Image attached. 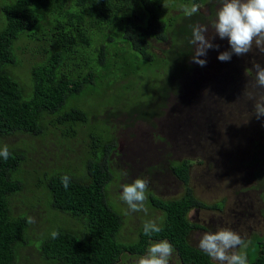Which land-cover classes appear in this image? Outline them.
I'll list each match as a JSON object with an SVG mask.
<instances>
[{
    "label": "trees",
    "instance_id": "obj_1",
    "mask_svg": "<svg viewBox=\"0 0 264 264\" xmlns=\"http://www.w3.org/2000/svg\"><path fill=\"white\" fill-rule=\"evenodd\" d=\"M192 4L200 11L187 17L182 8ZM215 5L0 0V148L10 152L7 161L0 158V264H131L162 239L173 245L177 264H218L188 239L201 226L187 217L191 208H223L196 196L192 160L169 166L184 184L182 195L164 199L149 187L147 214L130 212L119 198L128 180L118 165L121 126L108 121L124 110L156 126L170 97L187 90L182 75L194 71L192 26L204 19L201 9L214 12ZM162 42L171 45L165 55L157 51ZM13 135L21 140L3 143ZM33 145L49 151V162L30 156ZM135 218L141 224L127 232ZM153 219L162 231L145 236L143 223ZM250 242L256 252L244 249L249 264H264V236Z\"/></svg>",
    "mask_w": 264,
    "mask_h": 264
},
{
    "label": "rangeland",
    "instance_id": "obj_2",
    "mask_svg": "<svg viewBox=\"0 0 264 264\" xmlns=\"http://www.w3.org/2000/svg\"><path fill=\"white\" fill-rule=\"evenodd\" d=\"M214 1V12L210 7L201 9L204 19L198 23L208 26V37L214 35L211 24L220 7V0ZM213 43L220 47L208 50L205 66L192 62V55L189 56L194 71L182 75L188 89L170 97V105L157 119L156 126L138 120L124 110L116 120L110 117L108 121L121 126L118 165L128 174L127 183L138 177L147 178L150 189L160 197H179L184 192V184L169 166L175 160L191 159V186L196 196L209 205L217 202L223 205L222 209H193L191 218L199 219L208 231L235 230L244 240V245L236 251L245 253V249L248 255H253L256 249L255 243L249 242L251 235L256 231L264 232L259 220L260 209L264 207V177L261 175L264 173V116L257 119L255 101L249 99L248 93L255 100L264 96V88L255 87L254 67L256 63L264 65V54L254 45L244 56L233 54L230 61H220L217 57L229 49L228 41L216 36ZM158 47L160 53L162 50L166 53L170 44ZM21 51H25L24 48ZM246 69L253 74L246 75ZM133 97V93L127 95L129 103ZM181 105L180 109H175ZM19 137L14 136L8 142L16 143L21 140ZM50 145L54 148L53 142ZM30 149V156L36 162H49V151L39 145ZM43 151L49 154L45 155ZM141 222L135 218L133 225L129 223L127 232L130 228L137 230ZM204 232L193 231L190 242L198 246ZM172 258L170 264H177ZM137 259L132 258L131 264Z\"/></svg>",
    "mask_w": 264,
    "mask_h": 264
},
{
    "label": "clouds",
    "instance_id": "obj_3",
    "mask_svg": "<svg viewBox=\"0 0 264 264\" xmlns=\"http://www.w3.org/2000/svg\"><path fill=\"white\" fill-rule=\"evenodd\" d=\"M164 6L168 7L164 2ZM185 16L191 17L200 11L196 4L185 5L182 8ZM211 27L214 35L208 37V26L195 24L192 26V37L190 43L194 45L195 51L191 56V61L201 67L207 64V53L209 49H219V44H214L216 36L220 39H227L229 49L222 51L218 55L220 61H230L233 54L244 56L250 53L255 45L261 54H264V0H220V7L216 12V18ZM157 43V51L160 44ZM155 44V43H154ZM170 44V43H168ZM171 47V45H170ZM163 51V50H162ZM165 55L164 53H161ZM203 57V58H202ZM255 67V87L264 88V65L256 63ZM246 70V75H248ZM188 89V87H185ZM249 99L254 102V114L257 119L264 116V96L255 100L251 93ZM18 136V135H13ZM10 136L4 140L7 143ZM10 152L7 145L0 148V158L4 161L9 159ZM61 182L67 190L70 177L64 175ZM120 200L127 205L130 212H144L147 214L146 200L148 199L149 181L147 178H136L131 183L121 185ZM223 202V201H222ZM225 203V202H224ZM29 224H34L35 219L31 216L27 218ZM162 231L156 220H145L143 223V234L153 236ZM59 232L52 231L51 237L58 238ZM244 245V240L238 232L230 228H218L216 231H206L199 237L198 247L208 257L218 262V264H249L245 253L236 251ZM174 253L173 245L162 239L151 242L146 254L140 256L134 264H170Z\"/></svg>",
    "mask_w": 264,
    "mask_h": 264
},
{
    "label": "flooded vegetation",
    "instance_id": "obj_4",
    "mask_svg": "<svg viewBox=\"0 0 264 264\" xmlns=\"http://www.w3.org/2000/svg\"><path fill=\"white\" fill-rule=\"evenodd\" d=\"M185 87V86H184ZM170 162V161H169ZM171 163V162H170ZM264 199V198H263ZM197 208L198 207H193V208H191L190 209V211L187 213V217L192 221V223H194V224H200L201 226L200 227H198V228H194L191 232H190V234H189V236H188V239H190V235L192 234V232L193 231H195V230H197V229H200V230H204V231H208L206 228L207 227H204V226H202V224L200 223V220L199 219H192L191 218V212H192V210L194 209H196L197 210ZM260 218H259V220H260V222H262V224H263V227H264V207L262 208V209H260ZM255 235H257V236H264V232L263 233H260L259 231H256V232H254V234L253 235H251V239H250V241H252V239H253V237L255 236ZM249 241V242H250ZM258 253V252H257ZM259 254V253H258ZM257 254V255H258ZM247 255V254H246ZM247 257H248V261H250L252 258H251V256H248L247 255ZM173 260V258H171V261ZM176 263H178L177 262V260H176Z\"/></svg>",
    "mask_w": 264,
    "mask_h": 264
},
{
    "label": "crops",
    "instance_id": "obj_5",
    "mask_svg": "<svg viewBox=\"0 0 264 264\" xmlns=\"http://www.w3.org/2000/svg\"><path fill=\"white\" fill-rule=\"evenodd\" d=\"M264 174V173H263ZM203 201V200H202ZM211 209V208H210ZM207 229V228H206ZM189 241H191L190 239H189Z\"/></svg>",
    "mask_w": 264,
    "mask_h": 264
}]
</instances>
